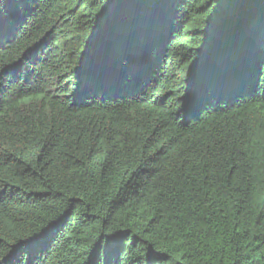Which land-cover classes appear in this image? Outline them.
Instances as JSON below:
<instances>
[{"label": "trees", "instance_id": "1", "mask_svg": "<svg viewBox=\"0 0 264 264\" xmlns=\"http://www.w3.org/2000/svg\"><path fill=\"white\" fill-rule=\"evenodd\" d=\"M0 264H264V0H0Z\"/></svg>", "mask_w": 264, "mask_h": 264}]
</instances>
